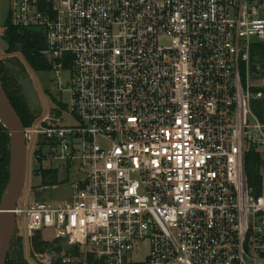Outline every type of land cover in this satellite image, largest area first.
Wrapping results in <instances>:
<instances>
[{
    "label": "built area",
    "instance_id": "1",
    "mask_svg": "<svg viewBox=\"0 0 264 264\" xmlns=\"http://www.w3.org/2000/svg\"><path fill=\"white\" fill-rule=\"evenodd\" d=\"M7 16L69 96L23 128L36 176L71 189L19 201L28 238L51 230L85 263L264 264V187L245 169L250 152L264 168V0H9Z\"/></svg>",
    "mask_w": 264,
    "mask_h": 264
},
{
    "label": "rangeland",
    "instance_id": "2",
    "mask_svg": "<svg viewBox=\"0 0 264 264\" xmlns=\"http://www.w3.org/2000/svg\"><path fill=\"white\" fill-rule=\"evenodd\" d=\"M8 9L9 0H0V36H2L3 33ZM254 56L255 57L252 59L253 64H264V61L261 63L259 55L255 53ZM0 60L2 65L12 72V79L16 83H19L20 80H29L30 84L33 85L40 106L38 111L32 109L36 117L38 114L49 115L52 112L54 114H59L58 111L63 110L64 107L69 105V96L66 93L58 92L56 79L53 73L48 71H34L31 69L19 51V47H17L16 51L9 53L0 50ZM263 77L264 75L260 73V75L257 76V79L262 80ZM64 79H66V76H64ZM259 80L256 81L257 84L261 83ZM263 91L264 89H262V92ZM22 93L25 95L23 90ZM35 170L34 157L28 147L26 151L25 183L20 193L18 204L19 201L28 202L30 200L42 199L61 201L68 199L71 194V189L69 184H63L64 182L62 181L60 183V180L63 179V175L57 176V174H54L53 179L47 180L43 178V175L40 178L37 177ZM261 171L264 172V169L262 168ZM53 186H58L55 188L57 190H53ZM146 249L147 247L143 245L140 250L142 256H145L147 252ZM71 250L72 248L67 247L62 242L56 240L54 238V233L51 230L43 231L42 233L28 238L24 233V223H20L19 225L18 221L17 224L15 223L12 243L7 258L9 264L11 263V260L17 259L19 260V264H41L38 261L39 254L54 252L57 258L56 261L59 258H62V263L64 264H87V262H83V258L79 253H77V256H70ZM140 262L142 263L143 259H141Z\"/></svg>",
    "mask_w": 264,
    "mask_h": 264
},
{
    "label": "trees",
    "instance_id": "3",
    "mask_svg": "<svg viewBox=\"0 0 264 264\" xmlns=\"http://www.w3.org/2000/svg\"><path fill=\"white\" fill-rule=\"evenodd\" d=\"M2 39L8 44L7 53L16 51L19 47L23 58L34 71H49V66L46 61L40 56L39 52L44 48V43L39 37V33L30 29H18L12 26L10 18L7 16L4 22ZM259 55L260 61H264V44H261L253 49L251 61ZM0 83L10 101L11 106L18 115L24 128L30 127L36 120L33 110L30 108L25 95L22 93V86L12 79V72L2 65L0 60ZM251 110L254 115L264 123V91L263 96L259 100L251 102ZM0 200L3 191L9 180V165H10V133L1 125L0 122ZM262 168V160L258 153L250 152L245 158V169L247 182L254 196L260 195L264 187V179L260 174ZM54 172L45 171L42 173L43 178L47 180L53 179ZM52 175V176H51ZM77 249L72 248L70 256H77ZM69 254V253H68ZM87 264H103L101 261L95 260L93 257L86 258ZM9 264L8 258L6 263ZM10 264H19V260H11ZM54 264L62 263V258H59Z\"/></svg>",
    "mask_w": 264,
    "mask_h": 264
},
{
    "label": "water",
    "instance_id": "4",
    "mask_svg": "<svg viewBox=\"0 0 264 264\" xmlns=\"http://www.w3.org/2000/svg\"><path fill=\"white\" fill-rule=\"evenodd\" d=\"M8 44L0 36V50L6 51ZM264 64L251 65V71L259 76ZM26 99L31 109L39 110L38 97L29 80H20ZM0 120L3 127L10 133V165L9 180L0 200V264L6 258L12 243L15 229L14 209L18 204L20 193L24 187L26 174V144L23 137V125L10 104L0 83Z\"/></svg>",
    "mask_w": 264,
    "mask_h": 264
},
{
    "label": "flooded vegetation",
    "instance_id": "5",
    "mask_svg": "<svg viewBox=\"0 0 264 264\" xmlns=\"http://www.w3.org/2000/svg\"><path fill=\"white\" fill-rule=\"evenodd\" d=\"M20 84H21V82H20ZM22 86V85H21ZM22 89H23V87H22ZM28 102V101H27ZM39 108H40V106H39Z\"/></svg>",
    "mask_w": 264,
    "mask_h": 264
},
{
    "label": "bare ground",
    "instance_id": "6",
    "mask_svg": "<svg viewBox=\"0 0 264 264\" xmlns=\"http://www.w3.org/2000/svg\"><path fill=\"white\" fill-rule=\"evenodd\" d=\"M0 238H1V234H0Z\"/></svg>",
    "mask_w": 264,
    "mask_h": 264
},
{
    "label": "crops",
    "instance_id": "7",
    "mask_svg": "<svg viewBox=\"0 0 264 264\" xmlns=\"http://www.w3.org/2000/svg\"><path fill=\"white\" fill-rule=\"evenodd\" d=\"M264 169V168H263ZM262 170V169H261ZM262 172V171H261ZM264 173V172H263Z\"/></svg>",
    "mask_w": 264,
    "mask_h": 264
}]
</instances>
